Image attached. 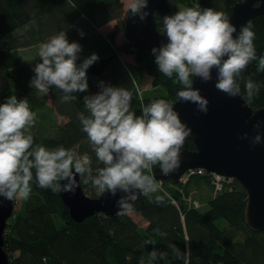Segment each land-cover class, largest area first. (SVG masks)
I'll use <instances>...</instances> for the list:
<instances>
[{
	"label": "trees",
	"instance_id": "16d2710c",
	"mask_svg": "<svg viewBox=\"0 0 264 264\" xmlns=\"http://www.w3.org/2000/svg\"><path fill=\"white\" fill-rule=\"evenodd\" d=\"M239 1L242 0H169V3L174 12L179 5L200 10L213 8L229 18ZM130 8L125 11L123 0H0V70L8 80V89L0 94V104L15 95L27 99L33 113L46 111L38 119L39 124L30 129L34 145L49 149L62 145L81 155L87 153L94 172L103 165L81 130L78 113L87 115L84 96L98 93L101 81L125 87L132 92L131 108L139 115L141 105L146 106L154 99L174 102L181 88L175 75L170 79L159 72L152 50L135 49L133 40L144 19ZM157 19V29L161 30L162 21L160 17ZM113 22L114 29L105 33L103 29ZM252 24L257 57L264 56V15L257 16ZM60 31L66 32L70 43L81 45L77 65L93 53L99 58L112 56L101 76L87 70L86 92L74 93L67 100L54 86L46 93L31 87L34 67L42 61L39 58L26 62L21 56L22 48L39 46ZM119 31L125 35L121 44L116 43ZM122 54L132 55L134 61L124 60ZM257 66V61H253L242 73L244 79L251 77L259 85V94L251 104L255 109L264 107V72H258ZM147 76L152 88L141 92ZM238 82L241 94L246 95L244 80ZM40 94L46 95L52 105H43ZM55 115L62 117L61 123ZM189 148L196 149L192 141ZM159 173V167H154L158 184ZM207 175L214 188L209 173L195 174L185 187L191 182L201 183ZM82 185L89 196H99L90 183ZM31 187L30 198L13 212L5 230L4 250L9 255V264H140L141 257L147 264V254L154 248L168 253L167 262L158 260L154 264H264V232H254L248 227L245 219L248 194L236 179L209 199L205 211L180 201L174 183L162 180L156 194L140 195L132 205V212L148 222L146 227L140 226L128 212L111 216L98 213L76 222L60 193L37 186L34 170ZM155 195L164 196V202L156 203ZM172 198L179 199L180 204ZM157 228L159 233L155 231ZM148 240L154 245H145ZM169 244L179 248L186 258H176Z\"/></svg>",
	"mask_w": 264,
	"mask_h": 264
},
{
	"label": "clouds",
	"instance_id": "9594fccd",
	"mask_svg": "<svg viewBox=\"0 0 264 264\" xmlns=\"http://www.w3.org/2000/svg\"><path fill=\"white\" fill-rule=\"evenodd\" d=\"M147 5L148 0H135L130 11L143 20L148 15L143 11ZM162 23L161 33L166 35L167 42L153 48L152 55L160 73L170 79L176 76L181 85L176 93L179 102H190L197 106L198 112L207 113L209 101L194 87L192 78L210 82L215 70L214 86L218 91L230 97L241 96L238 80H244L246 95L241 98L246 105L252 104L259 94V85L251 77L244 79L242 73L253 61H257V71L264 72V56L257 57L251 20L234 35L237 28L223 12L183 7L165 15ZM38 47L42 62L34 67L31 87L46 93L54 86L64 93L65 100L88 90L87 70L99 59L97 54L77 65L81 45L70 43L65 31L52 35ZM99 86L98 93L84 96L87 115L78 113L81 130L87 134L91 150L103 165L95 172L87 153L81 155L62 145L51 149L34 145L30 129L35 114L27 99L12 95L0 104V197L29 199L33 170L37 186L54 194L75 193L81 184L89 183L97 195L109 192L115 197L123 193L117 200V214L132 211L139 195L148 197L159 191L154 167L158 166L165 176L176 171L181 166V150L192 130L181 121L173 103L165 99L142 104L137 115L131 108L130 90L103 81ZM262 124L264 121L253 125L256 135L249 138L245 133L241 139H250L253 146L264 142V134L258 131ZM155 201L163 203L164 196L155 195ZM155 231L160 232L158 228ZM147 244L154 242L145 241ZM168 247L176 258H186L174 244ZM167 259V252L155 248L147 254V264L167 262ZM140 264H145L143 257Z\"/></svg>",
	"mask_w": 264,
	"mask_h": 264
},
{
	"label": "water",
	"instance_id": "95a60500",
	"mask_svg": "<svg viewBox=\"0 0 264 264\" xmlns=\"http://www.w3.org/2000/svg\"><path fill=\"white\" fill-rule=\"evenodd\" d=\"M143 11L148 15L133 40L134 47L139 52L152 50L167 42L166 35L161 33L163 23L161 30L157 29V17L162 21L165 15L175 13L169 0H148ZM259 15H264V0L237 2L229 16L230 23L237 28L234 35H238L241 25ZM111 59L112 56L99 58L89 67V73L101 76ZM215 77V70L213 80L207 83L202 82L199 77H193L194 87L209 101L207 113L198 112L197 106L190 102H179L178 99L172 102L181 121L192 132L181 150V166L167 176L159 173L157 178L170 179L175 184L186 171L195 168L235 178L248 194L245 210L248 227L254 232H264V142L253 146L250 139H241L245 133L249 138L257 134L253 125L257 121H264V107L255 109L246 105L241 98L242 94L230 97L218 91L214 86ZM258 131L264 134V124ZM190 141L195 144V150L189 148ZM77 179L79 180V176ZM121 195L124 194L118 193L113 197L111 193L105 192L98 197H91L82 184L75 193H60L76 222H82L98 213L109 216L117 214V200ZM139 197L140 195L138 199ZM14 208V200L0 197V264L10 263L9 255L4 250V234Z\"/></svg>",
	"mask_w": 264,
	"mask_h": 264
},
{
	"label": "rangeland",
	"instance_id": "374dc122",
	"mask_svg": "<svg viewBox=\"0 0 264 264\" xmlns=\"http://www.w3.org/2000/svg\"><path fill=\"white\" fill-rule=\"evenodd\" d=\"M124 3V8L125 11H127L133 3H135V0H123ZM186 6H176V8H183ZM115 27V23L109 24V26H106L103 31L105 33L113 30ZM125 40V35L123 34L122 31L118 32L117 38H116V43L121 44ZM39 47L37 46H31L27 48H22L21 49V56L23 57L24 61L29 62L33 60L39 59L38 55ZM122 57L124 60L133 62L134 57L132 55H124L122 54ZM152 88V81L150 77H145L141 86V92L147 89ZM8 89V80L6 78L5 72L3 70H0V94L2 92H5ZM39 100L43 101V105H52L51 101L49 98L46 97L44 94L39 95ZM46 101V103H44ZM46 111H34L35 114V121L34 124L38 123V119H41L43 116L42 114H45ZM55 119L57 120L58 123H61L62 117H59L58 115H55ZM33 124V125H34ZM35 126H32V128ZM175 192H177V195L181 197L180 201H184V203H187L189 206L196 207L200 210H207L208 208V201L211 199V197H214L217 192L221 191L222 189L219 188H213L212 186V180L211 178L207 176L202 177V181L199 184H196L194 182H191L187 187L184 188V192H179L177 189H174ZM87 193L88 191L85 190ZM89 193V192H88ZM87 193V194H88ZM89 195V194H88ZM177 203H179V199H176ZM23 200H14V211L20 209L22 207ZM180 204V203H179ZM129 215L133 217V219L143 227H146L148 225V222L139 214L135 212H128Z\"/></svg>",
	"mask_w": 264,
	"mask_h": 264
},
{
	"label": "built area",
	"instance_id": "2783aa9c",
	"mask_svg": "<svg viewBox=\"0 0 264 264\" xmlns=\"http://www.w3.org/2000/svg\"><path fill=\"white\" fill-rule=\"evenodd\" d=\"M207 174L209 173L210 176L213 178V183L215 188L223 189L225 185L227 184H232L235 181V178L233 177H227L218 173H213V172H208L205 169L201 168H195V169H189L186 171L179 179L178 183L174 184L175 188L179 192H184L185 185L190 181V179L195 175V174ZM160 185H162V181L159 182ZM174 203H177L175 198H172Z\"/></svg>",
	"mask_w": 264,
	"mask_h": 264
},
{
	"label": "bare ground",
	"instance_id": "6f19581e",
	"mask_svg": "<svg viewBox=\"0 0 264 264\" xmlns=\"http://www.w3.org/2000/svg\"><path fill=\"white\" fill-rule=\"evenodd\" d=\"M164 180V179H161V181Z\"/></svg>",
	"mask_w": 264,
	"mask_h": 264
}]
</instances>
